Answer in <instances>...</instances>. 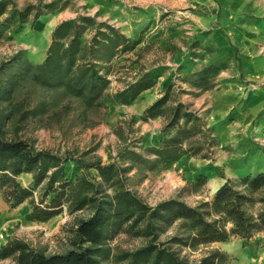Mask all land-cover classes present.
<instances>
[{
    "label": "rangeland",
    "instance_id": "obj_1",
    "mask_svg": "<svg viewBox=\"0 0 264 264\" xmlns=\"http://www.w3.org/2000/svg\"><path fill=\"white\" fill-rule=\"evenodd\" d=\"M15 1L22 5L35 0ZM84 13L139 41L133 52L114 60L110 93L144 73L151 74L156 83L129 103L109 101L99 111H88V122L83 121L76 102L68 104L66 113L59 117L29 118L22 125L24 137L38 147L60 153L98 154L104 163L116 159L126 145L145 152L146 147L161 144L167 117L143 119V112L174 83L171 102L188 104L202 118L205 133L190 143L203 149L200 154H183L176 162L159 164L145 173L135 175L136 170H132L128 180L131 188L151 205L169 197L195 205L213 200L227 180L264 171V0H60L58 8L34 23L0 35V62L20 52L23 62L41 63L53 28ZM203 153L209 158L202 157ZM66 173L74 180L82 171L69 166L68 161ZM88 173L97 177L95 169ZM25 176L18 178L27 186ZM262 205L258 202L253 209ZM3 207L12 208L0 191V211ZM88 213L70 212L65 204L46 222L18 221L9 230L8 241L2 242L0 237V248L22 240L46 253L64 252L72 247L77 220ZM178 223L162 232L161 240L182 232ZM145 241L122 232L109 245L113 250L133 249ZM215 248L226 253V264H264V231L257 232L247 244L240 236L231 235L227 241L186 251L200 257ZM10 263L11 258H0V264Z\"/></svg>",
    "mask_w": 264,
    "mask_h": 264
},
{
    "label": "trees",
    "instance_id": "obj_2",
    "mask_svg": "<svg viewBox=\"0 0 264 264\" xmlns=\"http://www.w3.org/2000/svg\"><path fill=\"white\" fill-rule=\"evenodd\" d=\"M59 4L60 0L22 5L0 0V35L8 29L19 31ZM138 44L111 23L84 13L53 28L41 63L23 62L20 52L0 62V191L5 200L12 207L28 201L29 218L38 221L56 216L65 204L70 212L89 211L77 220L72 247L66 251L46 253L13 240L0 248V258H11L10 264H226L228 257L218 248L200 257L186 250L227 241L231 235L240 236L247 244L264 231V171L227 180L213 200L195 205L179 197L151 205L128 184L134 169L135 175L145 173L203 149L190 143L205 133L202 118L188 104L171 102L174 83L143 112V119L167 117L161 144L146 147L145 152L126 145L116 159L104 163L98 154L60 153L38 147L22 135V125L29 118L59 117L71 102L78 104L83 121L88 122V111H99L109 101L129 103L153 87L156 80L144 73L115 93L109 92L114 60L133 52ZM202 157L209 155L203 153ZM68 161L69 166L82 171L74 180L66 173ZM90 169H95L99 178L90 175ZM24 174L32 175L27 186L18 178ZM258 202L263 205L254 210ZM177 222L183 231L161 240V233ZM122 232L146 241L133 249L113 250L109 242Z\"/></svg>",
    "mask_w": 264,
    "mask_h": 264
},
{
    "label": "crops",
    "instance_id": "obj_3",
    "mask_svg": "<svg viewBox=\"0 0 264 264\" xmlns=\"http://www.w3.org/2000/svg\"><path fill=\"white\" fill-rule=\"evenodd\" d=\"M26 175L25 178L28 179L29 184L32 180L31 174H24ZM31 213V207L30 204L27 203V201H24L23 203L19 204L16 207L8 208L3 207V209L0 211V229L4 230L2 242L8 241V237L10 235L9 230L12 226H14L18 221H26L28 223H43L46 221H38V220H31L30 217Z\"/></svg>",
    "mask_w": 264,
    "mask_h": 264
},
{
    "label": "built area",
    "instance_id": "obj_4",
    "mask_svg": "<svg viewBox=\"0 0 264 264\" xmlns=\"http://www.w3.org/2000/svg\"><path fill=\"white\" fill-rule=\"evenodd\" d=\"M0 237L2 238L3 237V234H1Z\"/></svg>",
    "mask_w": 264,
    "mask_h": 264
}]
</instances>
